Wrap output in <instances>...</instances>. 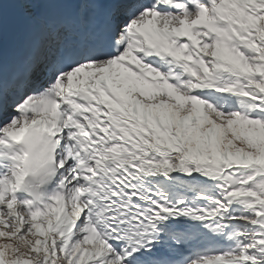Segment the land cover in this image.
<instances>
[{
    "label": "snow or ice",
    "instance_id": "snow-or-ice-1",
    "mask_svg": "<svg viewBox=\"0 0 264 264\" xmlns=\"http://www.w3.org/2000/svg\"><path fill=\"white\" fill-rule=\"evenodd\" d=\"M0 264H264V0H0Z\"/></svg>",
    "mask_w": 264,
    "mask_h": 264
}]
</instances>
